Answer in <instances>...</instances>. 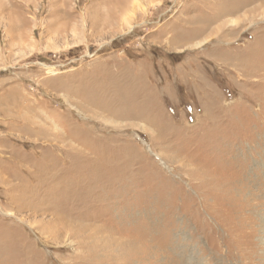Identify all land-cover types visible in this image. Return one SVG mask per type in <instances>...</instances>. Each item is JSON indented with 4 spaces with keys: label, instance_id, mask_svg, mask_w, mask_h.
Instances as JSON below:
<instances>
[{
    "label": "rangeland",
    "instance_id": "rangeland-1",
    "mask_svg": "<svg viewBox=\"0 0 264 264\" xmlns=\"http://www.w3.org/2000/svg\"><path fill=\"white\" fill-rule=\"evenodd\" d=\"M0 264H264V0H0Z\"/></svg>",
    "mask_w": 264,
    "mask_h": 264
}]
</instances>
